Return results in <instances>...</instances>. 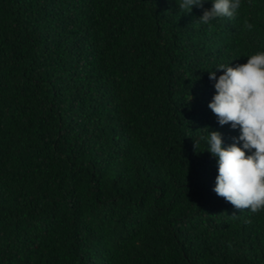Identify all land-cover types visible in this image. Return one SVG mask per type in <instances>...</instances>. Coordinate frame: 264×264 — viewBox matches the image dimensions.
<instances>
[{
    "label": "trees",
    "instance_id": "16d2710c",
    "mask_svg": "<svg viewBox=\"0 0 264 264\" xmlns=\"http://www.w3.org/2000/svg\"><path fill=\"white\" fill-rule=\"evenodd\" d=\"M180 3L0 0V264H264L207 151L240 135L209 72L264 52V0Z\"/></svg>",
    "mask_w": 264,
    "mask_h": 264
},
{
    "label": "clouds",
    "instance_id": "9594fccd",
    "mask_svg": "<svg viewBox=\"0 0 264 264\" xmlns=\"http://www.w3.org/2000/svg\"><path fill=\"white\" fill-rule=\"evenodd\" d=\"M203 3L181 0L179 9L191 14L193 7ZM240 7L241 0H213L212 8L199 21L207 25L218 17L235 18ZM253 27L244 21L246 30ZM216 71L223 72L218 79ZM216 71L209 72L217 94L208 107L221 126L230 124L240 135L236 143L224 148L221 133L209 132L207 151L218 158L214 192L238 210L257 213L264 208V52L249 56L247 63L236 67L220 64ZM240 142L242 147L237 146Z\"/></svg>",
    "mask_w": 264,
    "mask_h": 264
}]
</instances>
